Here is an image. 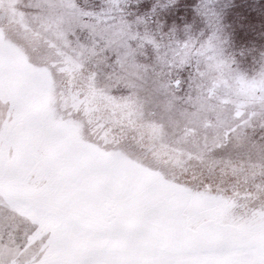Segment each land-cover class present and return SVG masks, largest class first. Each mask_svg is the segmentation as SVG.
Wrapping results in <instances>:
<instances>
[{"label":"snow or ice","instance_id":"snow-or-ice-1","mask_svg":"<svg viewBox=\"0 0 264 264\" xmlns=\"http://www.w3.org/2000/svg\"><path fill=\"white\" fill-rule=\"evenodd\" d=\"M232 2L196 0L199 33L165 42L136 27L145 16L128 19V0H0V264H264V62L249 75L222 55ZM246 7L231 9L238 22L264 15L261 0ZM147 46L150 63L138 59ZM209 51L230 115L197 110L177 129L178 176L161 166L158 96L188 91V62ZM214 87L201 108H224ZM229 147L256 159L217 158ZM188 198L209 202L195 232L180 222Z\"/></svg>","mask_w":264,"mask_h":264},{"label":"rangeland","instance_id":"rangeland-1","mask_svg":"<svg viewBox=\"0 0 264 264\" xmlns=\"http://www.w3.org/2000/svg\"><path fill=\"white\" fill-rule=\"evenodd\" d=\"M261 1L263 2L264 0ZM79 2L85 8H98L103 5V0H79ZM195 2L196 0H173V3L167 4L166 0H160V3L165 4V7L161 8L157 3V0H128V3L124 7L129 20H135L137 16H145L147 18V24L136 26L140 31L147 29L158 39H163L167 42L171 38L178 39L180 34L181 36L183 35L187 38L188 33L185 31L186 25L190 27V31L193 34L199 33L203 25L202 21L198 17L193 16L192 5ZM248 3L249 0H245L244 7L246 11L248 10L246 7V4ZM153 5H156L155 13L152 12ZM226 14L222 19V23L225 25V31L228 33V41L226 42L225 47H222V55L234 58L235 64L233 65L238 66L240 69L243 68L244 70L245 68H248V71H250L249 74L251 75L253 70L258 68L261 62H264L261 59V55L264 54L261 53V51L264 48L257 45L252 46V44H250V35L252 34L251 38L254 37L255 39V37H257L256 31L252 32L249 30L245 33V36H243L239 29L236 30L234 28H229V26H231V22L227 18ZM256 18L257 20H251L246 23L249 28H256L260 25V20L264 23V15H259V18L256 15ZM236 32L241 36V39L244 38L247 40L249 44L246 45L248 47L243 44L240 45L236 42L234 39ZM179 40H181V38ZM247 54H250L251 56L247 57ZM154 55L155 53L151 46H147L142 50V53L138 55V59L142 62L150 63L152 62ZM246 62L249 63L246 64ZM208 72V75L205 77L206 80L216 77L215 72H212L211 70H208ZM159 79L162 84L164 82V78L160 77ZM199 94L201 93L196 90V87L193 84L189 85L188 93L185 96L172 90L166 91L163 87L160 88L156 111L160 114V117L163 120L167 133L166 140L169 142L168 148L163 150L166 154L162 157L161 166L168 168L170 172L178 176L181 172L180 169L175 166V153L172 149L176 146L183 148L184 146L182 145L184 143L181 142V138L179 137L180 134L177 129L186 123L190 119L191 114L197 110L200 111L201 118H203L205 114H208L210 118H214L211 116V112L215 111L214 109H207V112H205V104L204 108L200 107L202 102L197 99ZM45 103H47L46 99ZM196 127L199 128V125H196ZM199 131L201 132V128H199ZM178 142L182 145L177 144ZM189 142L192 143L191 138L189 139ZM145 144H148V141H145ZM234 149L241 157V159L239 158L234 160H242V158H245V160L249 158L253 160L256 159L255 155L249 153L244 148ZM146 171L151 173L155 170L146 169ZM214 180L223 186L225 184L235 182L236 178L231 175H222L217 172ZM238 187L241 191H243L246 189L247 185L241 181ZM208 207L209 202L202 199L188 198L182 201L180 210V222L182 227L187 231L195 232L196 229L199 228L200 223H202L201 218Z\"/></svg>","mask_w":264,"mask_h":264},{"label":"flooded vegetation","instance_id":"flooded-vegetation-1","mask_svg":"<svg viewBox=\"0 0 264 264\" xmlns=\"http://www.w3.org/2000/svg\"><path fill=\"white\" fill-rule=\"evenodd\" d=\"M244 2H245V0H233L232 5H231V9H242L243 13H248V10L247 11L245 10ZM262 3H264V1ZM231 9L226 10V12H225V14L228 13V14H226V16L229 19V21L231 22V26H229V28H234L236 30L239 29L243 36H245V33L248 32L249 30H251L252 32L256 31L257 37H255V39H254V37L251 38L252 34L250 35V39H251L250 44H252V46L257 45V46L264 48V36H263L264 35V23H262L260 20V25H258L256 28L251 29L248 27V25L246 23L238 22V18L234 15V13ZM257 16L259 18V14H257ZM242 18H246V17L243 16V14H242ZM251 20L252 21L257 20L256 15L253 16ZM179 36H178V39H180V38H181V40L186 39L183 35L181 36V34ZM240 37L241 36L236 32L234 39L236 40L237 43H239L240 45L241 44H243V45L249 44L246 39H244L243 37H242L243 39H241ZM246 47H248V46L246 45ZM261 53H264V49L261 51ZM246 56L248 57L251 55L247 54ZM216 59L217 58L212 57L211 51H209L208 53H206L204 55H201L199 53L194 55L192 60L189 61L188 63H190L193 66V74L195 75L196 78L193 79L190 84L195 85L196 90L201 93L199 95H205V96H207V94H205L206 93L205 90L207 88L213 87V85H215V87L213 88V95H219V96L223 97V99L225 101V106L223 109H216V108L210 106L209 104L205 103V107H206V109H212V110L214 109L215 111H220L222 115H230L229 108L231 107V105L229 103H227V101L229 100V94H228L227 90L224 87H221L220 83L217 82L214 77L212 79H208V80H206V78H205L209 73L208 70L215 72V74L217 76V72L215 71V69L209 67L210 65L215 64ZM247 63H249V62H246V64ZM196 65H199L200 69L204 72L203 77L199 76L195 72V66ZM231 67L235 68L236 65H231ZM241 70H244V69L242 68ZM244 71H246V73H248V74L250 73V71H248V68H245ZM183 75L187 76L188 75L187 71H185L183 73ZM186 87L189 88V85H186ZM172 91H174V90H172ZM174 92H176V91H174ZM180 93L183 96H185L188 93V91L184 92L183 90H181ZM218 103H220L219 100H213L212 101V105H215ZM214 131H215L214 129L208 128V129H204L203 133H200V134H201V136H203L204 134H206L208 136H212L214 134ZM254 135L259 136V131L255 132ZM216 156H217V158H221V159H223V158H231L233 160L239 159V158L241 159L240 154L236 153L235 149L232 147L226 148V149L218 152L216 154ZM242 160H245V158H242Z\"/></svg>","mask_w":264,"mask_h":264},{"label":"water","instance_id":"water-1","mask_svg":"<svg viewBox=\"0 0 264 264\" xmlns=\"http://www.w3.org/2000/svg\"><path fill=\"white\" fill-rule=\"evenodd\" d=\"M203 130H204V129H203V128H201V132H200V133H203ZM179 137H180V136H179ZM180 138H181V137H180ZM176 142H177V141H176ZM181 142H183L184 144L182 145V144H181V143H179V142H178L177 144L184 146V145H185V143H186V141H185L184 139H182V138H181ZM187 143L191 144V143L189 142V140L187 141Z\"/></svg>","mask_w":264,"mask_h":264}]
</instances>
